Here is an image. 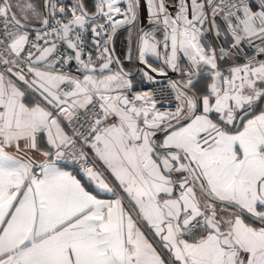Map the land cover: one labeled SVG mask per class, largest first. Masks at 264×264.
Segmentation results:
<instances>
[{"label": "snow or ice", "instance_id": "1", "mask_svg": "<svg viewBox=\"0 0 264 264\" xmlns=\"http://www.w3.org/2000/svg\"><path fill=\"white\" fill-rule=\"evenodd\" d=\"M0 264H264V0H0Z\"/></svg>", "mask_w": 264, "mask_h": 264}]
</instances>
